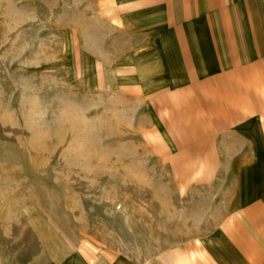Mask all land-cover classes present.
Segmentation results:
<instances>
[{
  "label": "rangeland",
  "instance_id": "rangeland-1",
  "mask_svg": "<svg viewBox=\"0 0 264 264\" xmlns=\"http://www.w3.org/2000/svg\"><path fill=\"white\" fill-rule=\"evenodd\" d=\"M115 4L0 0V264H165L225 212L117 90Z\"/></svg>",
  "mask_w": 264,
  "mask_h": 264
},
{
  "label": "crops",
  "instance_id": "crops-1",
  "mask_svg": "<svg viewBox=\"0 0 264 264\" xmlns=\"http://www.w3.org/2000/svg\"><path fill=\"white\" fill-rule=\"evenodd\" d=\"M110 12L132 41L117 90L142 98L182 186L217 188L225 210L165 264H264V0H116Z\"/></svg>",
  "mask_w": 264,
  "mask_h": 264
}]
</instances>
